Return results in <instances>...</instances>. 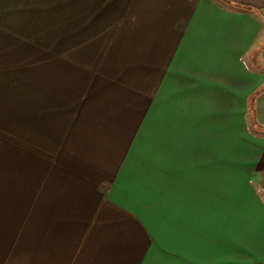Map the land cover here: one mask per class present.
Instances as JSON below:
<instances>
[{"label":"crops","instance_id":"obj_1","mask_svg":"<svg viewBox=\"0 0 264 264\" xmlns=\"http://www.w3.org/2000/svg\"><path fill=\"white\" fill-rule=\"evenodd\" d=\"M0 264H264V0H0Z\"/></svg>","mask_w":264,"mask_h":264},{"label":"rangeland","instance_id":"obj_2","mask_svg":"<svg viewBox=\"0 0 264 264\" xmlns=\"http://www.w3.org/2000/svg\"><path fill=\"white\" fill-rule=\"evenodd\" d=\"M254 133L255 131L252 130V128L250 127V122H247V131H246V139H245L247 146L254 144V138H253V136L255 135ZM247 158L251 159L252 157H248L247 155Z\"/></svg>","mask_w":264,"mask_h":264}]
</instances>
